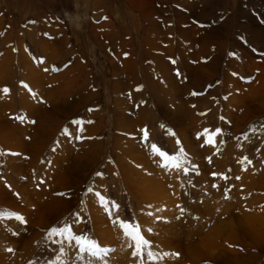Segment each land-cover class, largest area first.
<instances>
[{
  "label": "bare ground",
  "instance_id": "obj_1",
  "mask_svg": "<svg viewBox=\"0 0 264 264\" xmlns=\"http://www.w3.org/2000/svg\"><path fill=\"white\" fill-rule=\"evenodd\" d=\"M252 1H0V204L25 221L0 220V264L27 263L37 226L67 217L76 236L88 220L108 264H141L118 223L127 207L151 250L170 254L156 264H263L264 54L238 35L264 47L251 10L264 18V0ZM58 5L75 7L71 27L51 17ZM219 5L232 10L230 36L199 26ZM230 40L240 56L222 88L199 94ZM206 129L220 130L214 144ZM246 129L255 135L241 138ZM161 142L182 167L153 153ZM54 240V257L63 241L67 264L89 261L75 241Z\"/></svg>",
  "mask_w": 264,
  "mask_h": 264
},
{
  "label": "rangeland",
  "instance_id": "obj_2",
  "mask_svg": "<svg viewBox=\"0 0 264 264\" xmlns=\"http://www.w3.org/2000/svg\"><path fill=\"white\" fill-rule=\"evenodd\" d=\"M252 2H253L252 0H247L246 3L251 7V5H252L251 3ZM0 4H2V2H0ZM165 5L166 6H170L171 4L168 3V4H165ZM171 8H172V6H170V9ZM74 9H75L74 6L69 7V8L66 9L63 6H59L58 5L54 9V11L51 13L53 15L51 17H57L58 20H60L61 22L65 23L66 25H68V27H71L70 19L68 17H66V14L71 13ZM251 10L258 18H260L259 24L261 26H264V18H261V16H260L258 11L256 12V10H253L252 8H251ZM231 12H232L231 8H229V10H228V9H225L224 7L219 5L215 10L211 11V14L208 17H206L203 21L201 20L200 22H198L199 26H201L203 28H206L208 30L217 28V31H218L217 34L219 32L223 33L222 30L226 28V30L228 32V35L230 36L231 33H232L230 31L232 25L231 24L228 25V24H223L222 23V21H223L222 17H224V15H222V13L223 14L224 13L231 14ZM241 21L245 22L246 19L242 18ZM8 24H9V21H6V25H8ZM25 24L26 23L22 24L23 28L26 26ZM238 35H239V38H240L241 46H243L244 48L253 50L256 53H260L262 55L264 54V47H258L256 45L255 41H252L253 39L251 40V36H250V34L248 32L245 31V33H244V31L242 30V31H239ZM225 38L229 40L230 37L229 38L225 37ZM233 44H234L233 40H230L229 43L226 45L227 47L226 46L221 47V49L219 51H217V53H216V45H212V52L216 53L217 55H219L220 56V60H221V63H220V66H219V74L216 75L211 81H209L205 85L203 91H199V92L197 91L199 94L204 95L209 90H214V89H217V88L220 90V88H222V84L224 82L223 81V71H224V68L227 66V62H228L229 58H231L233 56H237V57L240 56V54L237 53L233 49V46H232ZM235 44L237 45V43H235ZM25 46H26L25 47L26 50H28L29 52H32L34 54V51L32 50V48H31V46H30L28 41H26ZM97 57H100V58L102 57L100 52H99ZM101 60H102V58H101ZM242 78L245 80L246 78H248V76L243 75ZM203 114H204L203 112L202 113L200 112L199 116H203ZM11 117H13V115ZM251 134L255 135V132L246 129L244 131V133H241L239 136L241 138H244V137H248ZM159 145H160L161 150L164 151V149H163V147H164L163 145L164 144H162V142H161V144H159ZM0 150L5 152V150H3L2 148ZM167 154L170 155V153H167ZM187 169H188V167H187ZM111 200H112V202L114 201L113 198H111ZM125 211L126 212H124V217H123L122 221L125 222V223H130L133 226H135V223H134V220H133L134 218H133V214H132L131 210L127 207ZM0 212L6 213V214L16 213V212H13L10 207H8V206H6L4 204H0ZM16 214H19V216L23 217V215L22 214L20 215V213H16ZM66 219L67 220L65 221V224L62 225V226H61L62 223H60V222H57V223H55L54 225H52L51 227H48V228L37 226V228L41 229V232H42L41 236H39L35 240V244H36V246L38 248H37V251L35 253H33V255L29 258L28 262L27 263L25 262V264H54L53 261L57 260V259H61L62 260V264H64V263L67 264V262H66L67 258H66L65 255L62 258L60 257V255H58L57 257L53 256V253L57 249V247H58L57 245L58 244L55 242L54 236L49 237V232L51 231L52 228L70 227L71 233L73 234V230H72V228L70 226V223H69V218L67 217ZM78 236H83L87 240L95 241L94 236L92 234V231L89 228V222H88L87 219L85 220V227H84L83 231L81 233H79ZM0 243L7 244V241L3 237L0 236ZM5 246H6L5 247L6 252L11 253L12 250L9 251V249H11V248H9L10 245L8 244V245H5ZM101 248H103V247H101ZM18 251L19 250H16V252H18ZM86 256H87V259L89 260V261L87 260L88 262H83V261H80V260L77 259L76 261H74V264H97V263L98 264H108L109 260H110L109 256H107V254H105L103 251L97 257H93V256H91L90 253H87V252H86ZM74 259H76V257H74ZM100 259H103V262L99 263L100 261H102ZM263 264H264V261H263Z\"/></svg>",
  "mask_w": 264,
  "mask_h": 264
},
{
  "label": "snow or ice",
  "instance_id": "obj_3",
  "mask_svg": "<svg viewBox=\"0 0 264 264\" xmlns=\"http://www.w3.org/2000/svg\"><path fill=\"white\" fill-rule=\"evenodd\" d=\"M25 87H27V85H25ZM3 91L5 92V94H7V92L9 91L8 89H3ZM195 95V93H194ZM144 132V139L147 140L148 138V132L147 130H143ZM220 134V130H217L216 133H211L209 134V130H205V132L202 135H205L207 137V143L209 144H214V137L216 135ZM152 151L154 154H158L159 156H161L165 163L164 166L165 167H174V168H180L182 167V165L179 163L180 160V156H169L167 153L163 152L162 150H160L156 145H152ZM183 148H180V153L183 154ZM3 151L0 150V155H3ZM250 163V161H249ZM185 173L188 172V169H184ZM97 175H102V173H97ZM215 175V174H213ZM225 179H227V177H224ZM89 191H92V189H89ZM103 199V198H102ZM107 202H105V206H106ZM118 209V205L116 206ZM179 207V206H178ZM181 212H184L185 210L183 208H180ZM15 218L17 220H20L21 222H25L23 220V217L19 216V214L16 213H3L0 212V220H4V219H12ZM114 223H117V221H114ZM120 227L123 229L124 231V235L129 237L131 241H133L135 243V250L133 252L134 256H139L141 257V264H143V257L146 254L147 258L149 261L152 262V264H156V262L159 259H163L164 256H168L170 255L169 253H164L163 255L153 252L151 250V245L150 242L146 239H144V237L141 235L140 233V227L139 225H135L133 226L130 223H125L123 221H119L118 222ZM150 231V229H149ZM52 236H66L68 242H69V246H71L72 241H75L76 246L79 248V251L81 253H90L91 256L93 257H97L99 256V254L102 251H106L105 249L101 248L98 244V242L96 241H92V240H87L85 237L83 236H76L74 234L71 233L70 227H64V228H52L51 231L49 232V237ZM63 241H61V252H60V257L62 258L65 253L63 252ZM129 247H132V244H129ZM9 251H11V249H9ZM172 255H178V254H172ZM54 264H62V260L61 259H57Z\"/></svg>",
  "mask_w": 264,
  "mask_h": 264
}]
</instances>
